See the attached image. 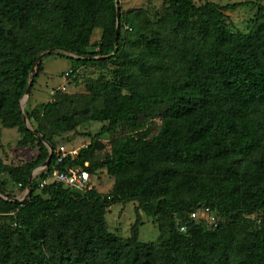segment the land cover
<instances>
[{
    "label": "trees",
    "instance_id": "trees-1",
    "mask_svg": "<svg viewBox=\"0 0 264 264\" xmlns=\"http://www.w3.org/2000/svg\"><path fill=\"white\" fill-rule=\"evenodd\" d=\"M157 1L122 13L116 40L115 0H0V141L3 128H18V144L39 152L20 164L0 157V194L27 190L49 157L20 107L38 57L73 53L60 56L75 82L82 67L100 70L84 78L85 92L60 89L28 111L55 152L24 202L0 197V264H264V4ZM245 6L256 7L247 32L226 14ZM43 71L41 62L33 87ZM94 122L104 125L93 135ZM120 127L129 132L114 136ZM66 132L91 143L59 163ZM71 167L106 170L112 190L41 185ZM129 202L137 219L123 238L106 216ZM202 207L217 226L191 217ZM140 212L158 225L156 242L139 241Z\"/></svg>",
    "mask_w": 264,
    "mask_h": 264
},
{
    "label": "rangeland",
    "instance_id": "rangeland-1",
    "mask_svg": "<svg viewBox=\"0 0 264 264\" xmlns=\"http://www.w3.org/2000/svg\"><path fill=\"white\" fill-rule=\"evenodd\" d=\"M201 3L205 0H195ZM221 4L227 3L228 0H214ZM239 1V0H232ZM263 3L264 0H255ZM162 1H149V0H119V6L121 15L132 9L148 8L152 11L161 6ZM256 13V7L245 6L237 9L236 11H227L228 22L236 30L247 32L251 26V19ZM101 29L95 30L93 35V42L98 41L101 37ZM58 54H51L43 59L44 71L40 74L35 83L30 96L24 101L23 111L27 116L30 109L39 103H46L52 100L53 95L57 90H64L68 93H82L86 91L84 78L98 77L100 70L93 67H82L78 72V82H75L74 78L65 76V73L70 71L71 64L65 57ZM71 56V55H70ZM38 71V70H37ZM28 118V116H27ZM29 124L34 128L35 122L28 118ZM157 124L153 125V135L159 132L161 122L159 119ZM104 123L94 122L91 125V133L94 135L98 133ZM85 130V129H84ZM127 127H120L114 136H121L128 133ZM21 134L18 128H3L2 137L0 141V157H2L9 164H20L23 161H30L38 155V149L32 147H23L18 144ZM112 135H106L103 142L109 146ZM91 143V137L84 135H78L75 132L62 133L56 138L57 153H69L74 154L79 148L87 146ZM43 171H38L35 179H39L43 174ZM47 182H54L51 178ZM91 184L102 194L109 193L114 185V179L110 177L106 170H99L95 175L91 177ZM8 194H11V198H18L21 201L25 200L26 190L20 191L19 189L9 184ZM2 195V194H1ZM4 197L5 196L3 195ZM136 202L129 203H115L109 208L107 213V222L112 232L118 234L120 237L127 238L131 236V228L137 219ZM141 213V225L139 227V241L144 243L156 242L160 236L159 227L154 223L153 219L148 217L145 213Z\"/></svg>",
    "mask_w": 264,
    "mask_h": 264
},
{
    "label": "built area",
    "instance_id": "built-area-1",
    "mask_svg": "<svg viewBox=\"0 0 264 264\" xmlns=\"http://www.w3.org/2000/svg\"><path fill=\"white\" fill-rule=\"evenodd\" d=\"M70 72L71 71L66 72L65 76L68 77ZM68 154L69 153H62L58 158V162H62ZM91 177V173L81 167H71L67 170L55 169L50 175L52 180L81 191L91 190L94 187L91 184ZM46 183L47 181L44 180L41 185ZM191 217L197 221L206 222L209 225L217 226L218 224L216 213L209 207L197 209L191 214ZM182 229L184 230L185 227H182Z\"/></svg>",
    "mask_w": 264,
    "mask_h": 264
},
{
    "label": "water",
    "instance_id": "water-1",
    "mask_svg": "<svg viewBox=\"0 0 264 264\" xmlns=\"http://www.w3.org/2000/svg\"><path fill=\"white\" fill-rule=\"evenodd\" d=\"M115 1H116V5H117V26H116V35H117V37H116V40H118V38H119V36H120V31H121V11H120V6H119V0H115ZM57 51H59V50L53 48V49H50V50H47V51L43 52V53L38 57V59H37L35 65L33 66L32 71H31V73H30V77H29V81H28V86H27L26 92H25V94L23 95V97H22L21 100H20V107H21V111H22L23 116H24V121H25V124H26L27 129L31 130L32 133H33L38 139L42 140V141L48 146V148H49V157L45 160V162H43L41 165H39L38 167H36V168L32 171V174H31V176H30V178H29V187H28V189L26 190L25 200L29 197V193H30V191H31V183H32V181L35 179V177H36V175H37V172H38V171H43V172H45L46 170H48V168H49V166H50V164H51V162H52V158H53V155H54V152H55V151H54L53 146H52L49 142L43 140V138H42L38 133H36V131L30 126L29 121H28V118H27V116L24 114V111H23V104H24V101H25V100L30 96V94H31L32 87H33V83H34V79H35V76L37 75V70H38V67H39L40 63L43 61V59H44L46 56L51 55V54H53V53H55V52H57ZM116 51H117V48H116ZM116 51H115V52H116ZM115 52L112 53L111 55L115 54ZM69 54H70L71 56H73V57H77V56H75L73 53H69ZM111 55H110V56H111ZM0 197H1L2 199H5V200H12V201H19V202H24V201H25V200H24V201H21V200L18 199V198H10V199H9V198H7V197H4V196L1 195V194H0Z\"/></svg>",
    "mask_w": 264,
    "mask_h": 264
}]
</instances>
